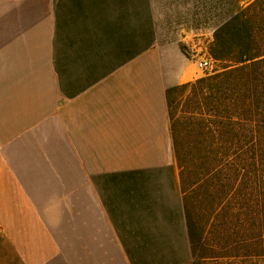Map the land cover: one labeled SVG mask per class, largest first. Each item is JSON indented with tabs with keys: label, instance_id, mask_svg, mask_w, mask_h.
<instances>
[{
	"label": "crops",
	"instance_id": "obj_1",
	"mask_svg": "<svg viewBox=\"0 0 264 264\" xmlns=\"http://www.w3.org/2000/svg\"><path fill=\"white\" fill-rule=\"evenodd\" d=\"M166 0H0V264H193Z\"/></svg>",
	"mask_w": 264,
	"mask_h": 264
},
{
	"label": "trees",
	"instance_id": "obj_2",
	"mask_svg": "<svg viewBox=\"0 0 264 264\" xmlns=\"http://www.w3.org/2000/svg\"><path fill=\"white\" fill-rule=\"evenodd\" d=\"M177 2L221 64L166 89L192 262L264 264V0Z\"/></svg>",
	"mask_w": 264,
	"mask_h": 264
},
{
	"label": "rangeland",
	"instance_id": "obj_3",
	"mask_svg": "<svg viewBox=\"0 0 264 264\" xmlns=\"http://www.w3.org/2000/svg\"><path fill=\"white\" fill-rule=\"evenodd\" d=\"M178 0H166L165 6L156 9V24L158 34L161 40L165 41L164 45L182 49L184 53L192 56L198 67V61L202 57L210 59L207 68L201 69V74L212 73L221 67L220 62L214 60L208 53L207 46L211 40L212 30L210 27H201L191 29L181 23L177 16V11L180 6ZM179 22V23H178Z\"/></svg>",
	"mask_w": 264,
	"mask_h": 264
},
{
	"label": "built area",
	"instance_id": "obj_4",
	"mask_svg": "<svg viewBox=\"0 0 264 264\" xmlns=\"http://www.w3.org/2000/svg\"><path fill=\"white\" fill-rule=\"evenodd\" d=\"M210 59L207 57H202L199 61H198V67H200L201 69L207 68L209 65Z\"/></svg>",
	"mask_w": 264,
	"mask_h": 264
}]
</instances>
